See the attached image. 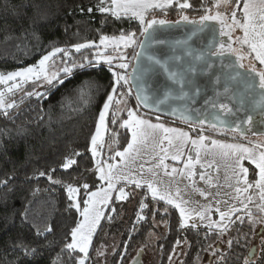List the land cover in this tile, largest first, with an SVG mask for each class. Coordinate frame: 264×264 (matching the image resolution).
<instances>
[{
    "label": "trees",
    "instance_id": "trees-1",
    "mask_svg": "<svg viewBox=\"0 0 264 264\" xmlns=\"http://www.w3.org/2000/svg\"><path fill=\"white\" fill-rule=\"evenodd\" d=\"M108 2L105 0L106 4ZM215 2L177 0L164 10H150L146 19L158 17L170 21L185 15L198 18L206 14L205 9L217 12ZM243 2L230 0L223 11L230 18L235 6H242ZM179 3H188L191 7L181 9ZM101 6V0H0V73L7 74L36 64L55 47L69 52L67 63L75 61L85 65L73 68L67 78L61 73L64 83L45 86L39 91L44 93L39 98L27 95L38 92L34 85L20 87L18 92L10 95L16 107L8 109L7 115L0 110V181H7L0 183V264H77L83 255L65 247L71 242V230L82 220L79 212L69 207L73 201L68 197L66 186L80 188L77 200L83 208L86 193L98 191L107 184L99 180L95 170L90 137L113 87L112 73L119 72L115 67L119 60H114L111 68L106 63H97L104 48L100 39L135 33L139 44L142 38L138 20L124 15L117 19L111 12L99 11ZM236 11L239 18L241 10ZM240 35L242 32L237 29L234 36ZM79 43H91L92 47L76 52L74 45ZM127 48L124 55L127 63L131 61L129 74L138 47ZM113 51L105 54L109 56ZM62 56L65 60L66 56ZM85 57L93 64L88 65ZM245 64L247 67V60ZM256 65L260 67L258 62ZM129 87L130 83L118 88L117 93H127ZM127 99L137 106L133 91ZM116 105L113 104L107 119L106 156L123 151L131 140L130 131L121 127L127 114L118 115ZM148 114L152 118L158 115ZM106 156L104 159L109 161ZM66 158L74 159L76 163L68 169L61 167ZM244 165L249 169L248 181L253 183L257 179L255 167L246 161ZM40 172L47 175L39 176ZM47 176L60 183H53ZM83 183L90 185L88 190L81 187ZM137 189L135 185L127 186L124 188L126 198L111 201L107 216L102 219L92 241L87 264H128L137 248L143 247L139 250H145L144 255L147 253L148 236L152 232L159 237L152 264H170L176 250H184L178 264H246V261L247 264H264V243L261 244L258 238L260 232L254 233V225L247 219L239 220L235 216V221L224 230L192 225L182 227V217L174 206L147 196L145 189L139 188L140 194L133 196ZM134 200L135 207L130 211L129 206ZM142 205L146 207L142 208ZM140 216L144 219H139ZM155 223L160 225L159 228ZM49 226L51 232L46 231ZM109 236L114 238L110 241L112 245H107ZM20 242L35 251L26 255ZM255 245L258 256L253 260L250 252ZM100 246H111L106 260L100 258Z\"/></svg>",
    "mask_w": 264,
    "mask_h": 264
},
{
    "label": "snow or ice",
    "instance_id": "snow-or-ice-1",
    "mask_svg": "<svg viewBox=\"0 0 264 264\" xmlns=\"http://www.w3.org/2000/svg\"><path fill=\"white\" fill-rule=\"evenodd\" d=\"M229 2L230 0H216L214 7L218 9L221 3ZM173 3L174 0H109L106 4L105 0H101L102 6L99 8V11L111 12L117 19L121 18V15H124L138 20L142 26L141 35L144 36V41L137 44L136 34L129 33L127 35L122 34L118 38L102 36L100 44L105 45V47L111 44L114 46V51H118L120 44H123L125 47H139L140 51L134 57L137 59V66L133 69L132 75V79L135 81L133 86L136 88L135 98L137 107L143 105L150 110L163 111L164 109H161L160 105L169 99L187 100L194 103L205 88L199 82V78L207 77L208 83L212 85L215 92L214 97L206 100V103L215 109L209 126L217 129V125L219 124L218 131L220 134L226 129L229 132L240 133L242 136H245L251 130L255 117L264 118V0H244L242 6L241 4L235 6L230 18L219 11L212 14V9H205L206 14L198 22L190 21V23L196 25V28L192 32L193 36L198 32L206 30L213 33L212 39L207 45L200 50H195L187 40L178 41L177 44L180 45L179 52L168 59H160L154 55H150L148 49L152 47L154 42L165 43V41L156 38V32L159 31V27L168 25L169 22L165 19H146V14L150 10L169 8ZM179 7L185 9L191 7V5L179 3ZM236 9L241 10L239 18L237 17ZM182 19L184 21L189 20L186 15ZM213 20L218 22L220 26L218 35L220 37L226 36L228 42L217 39L215 27L207 23ZM154 26L159 27L154 28ZM237 29L242 32V35L234 37L233 32ZM234 45L237 46L234 47ZM89 47H92L91 43L74 45L76 52ZM59 53H63L65 56L69 55L66 49L55 47L44 55L37 65L26 66L21 70L12 71L7 74L0 73V85L6 86L5 91H0V110L5 115H7L8 109L16 107L14 103H6V92L11 93L14 89H19L21 83H26L33 79L40 80L41 78L44 83L55 87L57 84L64 83V78H67L72 73L73 68L85 66L83 63L77 64L75 61H72L71 64L64 62L59 71L49 73L47 71V63ZM84 59L88 65L93 64V61L88 60L87 57ZM114 60L120 61L115 64L116 68L128 69L127 57L123 53H119L117 56L109 55L104 58V62L110 68ZM145 60L150 61L151 65L145 66ZM246 60L248 61L247 69L244 63ZM256 62L259 63L260 67H257ZM151 69L163 71L170 82L163 98L159 95L153 96L151 94L152 85L146 80V72ZM242 69L244 71H241ZM61 73H63L64 78H61ZM112 74L114 77L113 87L110 94L107 95L106 101L99 113L95 132L90 137V151L92 156L96 158L95 170L99 173V180L107 182V187L102 186L98 191L87 192V198L83 201L84 207L82 208L81 202L77 200L80 188L72 185L66 186L68 197L73 201L69 207H74L82 217V220L70 232L71 242L65 245L66 249L70 252L78 251L83 254L77 260V264H86L92 237L103 218L104 213L101 205L109 203L112 191L115 189L114 180L117 179L115 170L119 168V164L109 161H114L116 157H119L122 161L127 162L134 157V154L139 155V146L144 145L151 138L154 147L159 151L152 157L157 163L153 167L148 168L147 171L156 176L158 173L154 172V169L163 168L165 175H169L170 173L167 171L168 165L164 163L165 160L180 161L184 155L183 149L190 143L196 149L195 158L189 154L182 170H178L175 167L171 169L172 174H177L178 172L179 174H184V170H187L186 174L190 178L195 175L193 171L194 162L200 163V149L205 148L204 142L209 139L202 134H198L193 139L186 131L166 127L163 123L159 122L152 123L150 120L138 116L136 111L128 109V118L122 122L121 127H126L130 130L131 141L127 143L123 151L118 150L113 156H110L109 161L101 160L102 142L105 132L108 130L106 117L108 116L110 107L113 104L126 103V97L131 95L132 92V88L129 87L127 93L124 91L117 93L118 88L129 85V77L124 73L116 71H113ZM9 82L13 83L9 84ZM27 95H35L39 98L44 93L28 92ZM169 110L175 114V110L171 109V107H169ZM186 111L187 109L180 113L181 117L190 121L191 117L185 115ZM159 119L160 117L157 116L156 120L159 121ZM206 121L207 117L205 116L203 119L197 118L195 123L203 125ZM113 122H115V114ZM257 123H264V119L257 121ZM245 125L248 127L245 128ZM165 141H167V145H165ZM250 145L223 143L219 140L211 139L208 151L232 161L234 175L237 177V185L242 182L245 186L243 189L237 187L235 189L237 193H241L242 191L247 192L248 189L255 187L259 189L260 199L264 201V143L251 144L250 142ZM170 148H175V151L169 152ZM76 155H79V153L77 152ZM245 160L255 166L254 175H258V179L254 180L253 183H249L247 179L249 169L244 167L243 162ZM75 163L74 159L66 158V162L61 167L68 169ZM255 170H258V173ZM52 171H55V169H52ZM46 175L44 172L39 173V176L42 177ZM123 178L128 180L129 183L134 184L137 188L146 185L153 198L159 197L161 201H164L168 205H173L178 209L182 217V227L188 225V221L193 215L198 216L200 221H204L208 219V213L212 211L211 206H204L198 212L187 208L188 202L181 198L179 189L176 190L174 195L167 189L161 191L156 186L155 181L144 180L142 174L140 178L130 174ZM200 178L204 179V176L201 175ZM47 179L53 183H60L59 180H52L51 176H47ZM0 183H7V181H0ZM81 187L88 190L90 185L83 183ZM118 191V198L124 199L126 194L123 188ZM200 195L207 198V194L202 191ZM246 199L251 202L252 197L249 196ZM143 207H146V205H142ZM244 207L247 208V204ZM239 210L235 206L230 207L228 211L216 208V211L219 212L220 221H224L226 218L230 219L231 215ZM261 210L264 211V206H261ZM139 219H144V217L140 216ZM192 226L196 227L197 225L193 224ZM214 226L219 227L220 225H217L215 221H211L206 225L208 228ZM46 231L51 232L52 228L49 226ZM20 246L26 255L30 251H35V249H29L25 246L24 242H20Z\"/></svg>",
    "mask_w": 264,
    "mask_h": 264
},
{
    "label": "rangeland",
    "instance_id": "rangeland-1",
    "mask_svg": "<svg viewBox=\"0 0 264 264\" xmlns=\"http://www.w3.org/2000/svg\"><path fill=\"white\" fill-rule=\"evenodd\" d=\"M226 7H228V3H221L220 7L218 9L216 8L217 9L216 11L225 13V11H223V10H226ZM102 46L104 48L101 50V52L99 53L97 60H96L98 64L105 63L104 58L108 56L105 54L106 51L114 50V46L111 44H109L107 47H105V45H102ZM122 48H124V49L121 50ZM127 49L128 48L125 47L123 44H120L119 49H118L119 51H113V54H111V55L117 56L119 53H123L126 55ZM62 55H64V54L63 53L57 54L56 57H54L52 60H50L47 63V71L49 73L59 71L60 68L62 67V64L64 62H67L70 55L66 56L65 60H63ZM116 63H119V61ZM37 64H38V62L36 64H33V65H37ZM128 64L130 67L131 61ZM30 66H32V65H30ZM129 67H128V69H129ZM21 69H23V68H20L17 70H21ZM128 69L124 70V69L118 68L117 71L119 70V72L124 73V74L128 75V77H129ZM17 70H15V71H17ZM12 83L13 82H9V84H12ZM25 85H34L35 91L39 92L48 84L44 83L43 79L41 78L40 80L33 79L29 82L21 83V87L25 86ZM5 89H6V86L0 85V91H5ZM19 89H14L13 92H11V93L6 92V94H5L6 103H12L13 102L12 99L10 98V95L13 94L14 92H18ZM112 106L110 107L109 113L112 109ZM128 109H132V110L136 111L138 116H141L145 119H148L152 123L159 122V123H163L166 127L177 128V129L186 131L189 133V135L193 139H195L198 136V134H202V135L208 137L209 139L205 140V142H204L205 148L200 149V152H201L200 163L194 162L193 171H194L195 175L191 176L190 178L186 174L187 170H184V174H179V172L177 174L171 173V169L173 167L177 168L178 170H182L184 168V164L187 162V156L189 154L195 158L196 149L190 143L183 149L184 155L181 157L180 161H173L171 159L165 160L164 163L168 165L167 171L170 173L169 175H165L163 168L154 169V172L158 173V175H156V176H153L152 173H149L147 171L148 168L153 167V165L157 163V161L152 159V157L154 155H156L157 152L159 151L158 149H156L154 147L153 141L151 138H149L144 145L139 146V149H140L139 155L134 154V157L132 159H129L127 162L122 161L119 157H116V159L114 161H109L112 163H118L119 168L115 170V175H116L117 179L114 180L115 189L112 191L111 200L109 201V203L107 205H101V207L103 208V213H104L103 218L106 215V210L108 209L111 201L112 200L115 201L116 198L119 199L118 198L119 197V191L118 190L123 188V191H124L125 187L134 185V184L129 183L128 180L124 179L123 177L128 176L130 174L132 176H136L137 178H140L141 174H142V178L144 180L155 181L156 186L161 191L167 189V190L171 191L174 195L176 190L179 189L180 196L184 201L188 202L186 207L189 209H192V210H195L196 212H198L204 206H211L212 211L210 213H208V219H205L204 221H200L198 216L193 215L191 217V219H189L188 225L196 224L197 226L206 227V225L209 222L215 221L216 224L220 225V226L219 227L214 226V227H212V229L224 230L229 223L235 221V216H236V218H239V220L247 219L250 223H252L254 225L253 226L254 233L260 232L258 238H259L261 244L264 243V211L261 210V206H264V201H262L260 199L259 189L253 187V188L248 189L247 192L242 191L241 193H237L235 191V189L237 187H240L241 189H243L245 186L242 182L239 185H237V183H236L237 177H236V175H234L232 161L229 159H226V158H222L219 155H216L214 153H210L208 151V147L210 146V140L211 139H216V140H219L223 143H240V144H244L245 146H251L250 142H251V144L264 143L263 138H255V139L239 138V137L235 136L234 134L225 133V132L220 134V132L218 130H214V129L203 127V126L198 127L196 125H191V124H188V126H187V125H185L186 123L184 124V122H181L178 120H176V122L175 121L174 122H167V121H164L163 119L160 118L159 121H157L156 118H152L151 116H148V115H150V114H148L149 113L148 111L143 110L140 106L137 107V106L130 104L128 102L127 97H126V103L116 105V110H117L116 113H118V115H122L123 112H125L127 114ZM109 113H108V116H109ZM108 116L106 117V124H107ZM127 118L128 117L123 118L122 122L124 120H126ZM122 122H121V124H122ZM201 129L203 130L202 132H201ZM105 136H106V132L104 135V139H105ZM104 139L102 142L103 147L101 149V157L100 158H101V160L106 161L104 159V157L106 156V154L104 153L105 152L104 151V149H105L104 148V146H105ZM164 143H165V145H167V141H165ZM174 143H175V141H174ZM109 150L110 151L113 150V147L111 145L109 146ZM174 151H175V148L169 149V152H174ZM110 156H113V155H107L106 157L109 158ZM94 159H96V158H94ZM245 161L249 162L247 160H245ZM245 161L243 162V164L245 163ZM252 166L255 167L254 165H252ZM244 167H246V166L244 165ZM236 171L238 172V170H236ZM256 173H258V170L256 171ZM201 175L204 176V179L200 178ZM98 177H99V173H98ZM247 179H248V176H247ZM257 179H258V175H257ZM104 182H106V181H104ZM105 187H107V184ZM139 188L145 189L147 192V196H150L151 198H153L151 192L148 190L146 185H142ZM138 189H137V191H133V196H137L138 194H140L141 190H138ZM201 191L204 192L205 194H207V198H205V196L200 195ZM143 192H145V191H143ZM126 196H125V198H126ZM249 196L252 197L251 202H249L246 199ZM154 199L160 200L159 197H156ZM225 201H226V203H225ZM135 204L136 203L134 200L129 206L130 211L135 207ZM245 204H247V208L244 207ZM232 206H235L236 208H238L240 210L235 212L233 215H231L230 219L226 218L224 221H220L219 212L216 211V208H219L222 211H228L230 209V207H232ZM129 213H131V212H129ZM249 213H250V215H249ZM102 219H101V221H102ZM101 221H100V223H101ZM159 226L160 225L155 223V227L159 228ZM98 227H97V229H96V231L92 237V241H93L94 236L98 230ZM161 231H162V228H161ZM107 238L109 240L107 245H112L111 244L112 242H110V241H113L114 238L112 236H109ZM116 239L118 240V238H115V240ZM158 239H159L158 235L154 232H152L148 236V247L146 248L147 253L144 255V258H145L144 262L145 263H143V264H152L153 263L154 259L152 257L154 254H156V242L158 241ZM91 245H92V243H91ZM102 247H105V246H100L99 255H100L101 259L106 260L107 255L110 252L111 246H106L105 248H102ZM142 248L143 247L137 248L136 253L133 256H136L137 251L139 249H142ZM253 249H255V251H254V255L252 258H253V260H255L256 257L258 256V248L255 245L253 247ZM253 249H251V251ZM89 251H90V248H89ZM183 254H184V250H181V252H179V250H176L172 256L170 264H178V262L181 260V258L183 256ZM175 257H177V258H175ZM131 259H133V257ZM87 261H88V258L86 259V264H87Z\"/></svg>",
    "mask_w": 264,
    "mask_h": 264
},
{
    "label": "water",
    "instance_id": "water-1",
    "mask_svg": "<svg viewBox=\"0 0 264 264\" xmlns=\"http://www.w3.org/2000/svg\"><path fill=\"white\" fill-rule=\"evenodd\" d=\"M215 13L216 12L212 14H215ZM221 13H223L226 17H228L226 13L224 12H221ZM155 18L161 19L158 17H155ZM200 18L201 17L189 18L188 21H184L182 18H180V19L168 21L169 22L168 25H165L163 27L154 26V28L159 27V31L156 32V38L158 40L165 41V43H155L154 42L152 44V47L148 49V53L160 59H168L170 56L175 55L179 52L180 45H178L177 42L178 41L182 42L185 40H187L188 43L195 50H200L203 47H205L207 43L212 39V36H213L212 32L206 30L204 32H198L195 36L192 35V32L196 28V25L193 23H190V21L198 22ZM207 23L215 27L217 39L228 42V38L226 36L220 37L218 35L219 27H220L218 22L213 20V21H208ZM234 33L235 31L233 32V36H234ZM143 41H144V36L142 35V38L139 44L142 43ZM139 51L140 49L138 47L136 54ZM136 54H135V57H136ZM144 65L150 66L151 62L145 60ZM136 66H137V59L134 58L132 68L129 72V83H130V86L132 88V91L135 97H136V88L133 86L135 84V81L132 79V75H133V69L136 68ZM245 68L247 69L246 65H245ZM241 71H244V69H242ZM146 80L149 81L152 85L151 94L153 96L159 95L161 98H163V95L168 89L169 83H170L167 79L166 74L161 70L151 69L148 72H146ZM199 82L202 85H204L205 88H204L203 93L199 97L196 98L194 103L191 101H187V100L169 99L164 104L160 105L161 109H164L163 111L150 110L144 107L143 105H141L140 107L144 109L145 111L158 114L165 118L178 120L186 124L196 125L198 127H201V126L210 127L209 124L213 119V113L215 112V109L211 108V106L208 103H206V100L214 97L215 92L213 90L212 85L208 83L207 77H200ZM169 107L175 110V114H173L172 111L169 110ZM185 109H187V111L185 112V115L191 117L190 121L181 117L180 113L184 111ZM205 116L207 117V121L203 125H198L195 123L197 118L203 119ZM261 119H264V118L259 117V116L254 118L253 126L251 127V130L246 133L245 136H242L240 133H233V132H230V133L236 134L243 138H263L264 139V123H257V121ZM219 127L220 126L218 124L217 129H219ZM244 127L247 128L248 126L245 125ZM254 251L255 249H253L250 252L251 258L254 255ZM143 258H144V251L139 250L137 255L132 259V261L129 264H143Z\"/></svg>",
    "mask_w": 264,
    "mask_h": 264
},
{
    "label": "flooded vegetation",
    "instance_id": "flooded-vegetation-1",
    "mask_svg": "<svg viewBox=\"0 0 264 264\" xmlns=\"http://www.w3.org/2000/svg\"><path fill=\"white\" fill-rule=\"evenodd\" d=\"M137 253H138V251H137ZM134 257H135V256H133V258H134ZM175 258H177V257H175ZM131 261H132V259L129 261V263H130ZM129 263H128V264H129ZM143 263H144V258H143Z\"/></svg>",
    "mask_w": 264,
    "mask_h": 264
},
{
    "label": "crops",
    "instance_id": "crops-1",
    "mask_svg": "<svg viewBox=\"0 0 264 264\" xmlns=\"http://www.w3.org/2000/svg\"><path fill=\"white\" fill-rule=\"evenodd\" d=\"M176 1H177V0H174V3H175ZM174 3H173V4H174ZM146 15H147V14H146Z\"/></svg>",
    "mask_w": 264,
    "mask_h": 264
}]
</instances>
